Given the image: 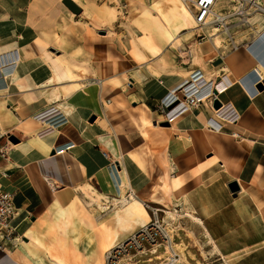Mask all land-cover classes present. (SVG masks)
<instances>
[{"label":"crops","instance_id":"obj_1","mask_svg":"<svg viewBox=\"0 0 264 264\" xmlns=\"http://www.w3.org/2000/svg\"><path fill=\"white\" fill-rule=\"evenodd\" d=\"M31 2L0 0V62L12 60L14 53L19 60L18 76H4L6 87L0 90V183L12 193L16 208L11 222L16 236L0 242V264L48 261L17 228L33 226L53 196L66 205L78 195L76 187L94 185L117 201L121 188L113 164L127 192L141 193L147 209H171L127 157L117 158L112 138L119 151V142L126 151L143 144L132 135L135 129L127 130L128 113L158 111L160 100L183 76L162 70L141 87L131 77L133 84L126 87L120 74H107L103 68L100 75L90 60L52 48L48 39L32 32ZM259 2L264 9V1ZM218 28L215 34L206 27L201 30L198 56L199 70L214 82L216 98L188 109L175 127L169 122L165 130L171 207L189 215L177 220L173 240L184 246L186 264H220L219 256L229 264H264V88H256L259 77L251 70L264 65V11H251L247 27ZM232 54L239 61L237 71L246 72L240 80ZM245 61L252 66L247 71ZM222 79L229 85L219 93ZM60 99L67 122L41 141L36 133L43 127L31 115ZM226 103L236 110L237 119L214 120L218 125L210 129L208 120ZM14 104L20 108L16 113L11 110ZM63 142L68 146L57 152L54 144ZM231 182L238 190H230ZM165 219L169 222L167 215ZM129 227L132 232L139 228L133 222ZM161 257L162 248H156L135 255L130 264H159Z\"/></svg>","mask_w":264,"mask_h":264},{"label":"rangeland","instance_id":"obj_2","mask_svg":"<svg viewBox=\"0 0 264 264\" xmlns=\"http://www.w3.org/2000/svg\"><path fill=\"white\" fill-rule=\"evenodd\" d=\"M81 1L83 4L82 8L77 6L73 1L75 7H71L68 4V0H32L28 8L32 32L48 39L52 48H60L69 55L90 60L99 70L100 75L105 73L103 71L104 68L107 74H120L122 76L121 78H123L122 83H125L128 77L131 78L134 76L135 85L138 87H141L147 78L159 75L162 70L178 72L183 76V81L186 79L184 78L185 75L195 69H199V58L195 59L194 57H189V62L181 60L177 54L169 49L166 38L160 35L155 29L146 26L143 30L138 28L137 21L141 18L143 13V6L140 2L148 4L157 0ZM219 6V12L226 15L225 21L229 28L239 25L241 27H247L248 22L240 23V18L235 14L237 4L234 0H219ZM220 26L223 27V25ZM214 27L218 26L209 25L206 28L211 29ZM198 31L200 35H198ZM106 32H109L108 36H105ZM195 35L199 41L203 34L200 29H196ZM145 38H149L150 44L158 51V57H154L149 53L148 50L150 46H146L144 42ZM218 45H220V41ZM130 51L139 53L140 56L138 57L142 56V61H144L146 65H140V60L133 59L130 56ZM62 102L61 99L52 101L41 110L55 106L61 111H64L61 105ZM135 105H137V102L129 105V107L132 109ZM19 109L18 104H14V106L11 107L14 113L19 111ZM136 109L138 110L139 108ZM157 110L158 111H149L147 112L148 114L146 111H131L132 114L128 113L131 126H128L127 130L135 129L132 131V135L137 141L143 140V144L131 149H129V147L128 151L123 152V155H120L117 141L114 137L112 138V144L117 158L121 156L127 157L136 169L144 175L148 181H151L152 193L159 192L161 197V191L155 188L157 178H155L154 175L161 176L162 170L157 163L156 154L150 151L144 139L141 137L143 117L148 118L151 124L164 127L165 130L168 127V124L164 125V123L167 122L164 114L161 113L159 109ZM34 114L31 115V119H33ZM93 186L86 185V188L98 191L96 189L97 187ZM126 193L127 188L125 187L124 190L121 191V196L118 197V200L123 199L122 197L124 195L126 196ZM138 196H142L141 193H138ZM73 200L75 202L74 208L77 210L76 213L81 217L80 221L83 222L85 228L91 229L93 233L95 240L92 248L88 249L83 241L75 244L68 235L59 228L54 218V212H52V206L50 205L45 211H42V213L38 215V219L33 225L34 233L38 234L41 239V245L36 247L45 252L48 258V261H44V264H56L52 257L56 252L63 254L69 264H104V252L111 246L106 250H101V232L106 230L114 234L116 238L113 244H116L132 233L133 229L128 227L130 222H133L136 227H140L146 222V220L142 218L134 219L129 215V203H125V205L122 203L117 205L111 204L110 206V203H115L116 201H110L109 198H107L106 200L104 199L107 206L106 211L100 212L96 208H92L90 212H87L86 209L82 207V202L85 201L84 194L78 193L72 201ZM149 206L151 205L149 204ZM167 206L169 207V205ZM175 212V214H177L180 211L175 210ZM182 213L179 214L181 215ZM175 214L173 213V215ZM158 215L162 217L163 212H158ZM42 217H45L48 222L50 221L54 224L53 233L46 232L45 228L40 226V221L43 219ZM95 217L98 218L95 219ZM164 217L166 218V216ZM166 220L167 219H165V221ZM22 227L21 225L17 228L20 235L23 234L24 229ZM29 245L33 244L30 243ZM59 245H63L65 248L63 252Z\"/></svg>","mask_w":264,"mask_h":264},{"label":"bare ground","instance_id":"obj_3","mask_svg":"<svg viewBox=\"0 0 264 264\" xmlns=\"http://www.w3.org/2000/svg\"><path fill=\"white\" fill-rule=\"evenodd\" d=\"M72 1L77 6L82 8L83 4L81 0H72ZM140 4L143 6L142 16L137 21L138 22L137 26L140 30H143L145 26L155 29L157 32L160 33V35L166 38L167 43L169 45V49L175 54H177L181 60L188 61L189 57L190 58L194 57L195 59L198 58L199 51H200V43L197 40L196 35H195V30L197 29V25L195 24L193 20L194 7L191 4L184 3L182 0H157V1L150 2L148 4H144L140 2ZM219 8H220L219 0H217L213 6L212 13L213 14L220 13ZM222 29L226 31L229 30V26L226 25V22H224ZM219 30L220 28L214 27V28H211L210 32L211 34H215ZM108 34L109 32H106L105 36H108ZM144 42L146 43V46H150L148 50L149 53L154 57L155 56L158 57L159 56L158 51L152 46V44H150L149 38H145ZM218 43L219 41L216 39L215 45H218ZM232 55H231L232 64L234 66L235 75L237 79L240 80L241 79L240 77H242L246 72H244L245 70L243 71V69L242 70L239 69L237 71L236 68H237V63L239 61L235 60V57H236L235 54H232ZM130 56L133 59L140 60V65H144V66L146 65L145 62L142 61L143 57L142 56L138 57L140 56L139 53L130 51ZM16 57L17 55L16 53H14L12 60H9V61L3 60V62H0V90L6 87V84L4 83V76H6L7 74L12 75L13 77L18 76V72H16L17 71L16 69H17L19 60ZM247 64L248 63L245 61L244 62L245 67L247 66ZM251 67L252 66L250 65L247 66L245 68L246 71L249 70ZM251 70L255 71V73L258 75L259 83L264 81V65L257 64L256 66L252 67ZM196 71H200V70L195 69L184 76V78L186 79H184L183 81L184 83H188L187 85L179 84L178 87L174 86L173 88L169 89L167 94L164 96L165 98L170 99V100L174 98L169 108L172 107L173 104L180 101L179 105L176 106L174 109H172V111H170L169 113V116H170L169 121L172 123L174 127L176 126V123L179 117L185 112H187V111H184V112L179 111L184 106V103H185L184 97H189L192 94H194L196 90L199 89L200 84L202 83V79H199V78L196 79L194 77ZM202 77L205 80L203 75ZM132 78L134 79V76H132ZM228 85H229V82L227 80L225 79L220 80L217 85L218 92L222 93L224 90V87ZM257 91L258 90L256 89L255 92ZM232 109H233V106L230 103H226L220 108L219 114L222 118L226 119L229 111H232ZM54 115L55 114L49 115L45 117L44 120H41V121L36 120L38 124L41 127H43L41 130L45 129L46 127L51 128V130L47 132L45 135L49 133H55L57 128L60 127V126L55 127L53 125V122H51V120H54L57 118V116H54ZM213 120L218 122L216 117H213ZM142 127H143L142 134H141L142 138L144 139L150 151H152L153 154H156L157 163L159 165V168L162 170L161 176L156 179L155 188H158L161 191L160 201L162 203L169 205V208H171V209H165L164 211H167L166 215L168 217H174L173 222L176 225L178 218H176L173 215V213L175 214L176 212L171 207V195H172L173 181L171 178L170 164H169L168 152H167L168 134L165 132L164 127L158 126L156 124H151L150 120L146 117H143L142 119ZM40 131L37 132L36 135H37V138L42 141L45 135H40L41 133ZM68 144H69L68 142H63L60 144H54L53 147L54 149L57 150V152H61L63 151V149H65L68 146ZM118 144H119L120 153L122 155L123 152L126 151L125 149L126 147H124V145H122L120 142ZM113 167H114L115 174L117 175L116 178H117L118 184L122 191L124 190L125 183L121 182L119 178L120 172L116 168V165L113 164ZM75 190H76V193H82L85 195V201L82 202V205H83L82 207L85 208L87 212H90L92 208H96L100 212L106 211L107 206L105 204L104 199L106 200L107 197L104 196L102 193L95 191V190H89L84 185L76 187ZM122 198L123 199L121 201L123 205H125V203L130 204L129 215L131 217H133L134 219L142 218L146 220L145 223L149 221L150 215H149L147 208L144 205L145 197L138 196L135 194H130L129 197H125L124 195ZM52 199L53 200L51 202L52 204L51 208H52V212H54V218L59 228L63 232H65L75 244H78L83 241L85 245L87 246V248L91 249L94 243V240H95L93 233L91 229L85 228L83 222L80 221L81 217L76 213L77 210H75L74 208L75 206L74 200L66 205H63L58 195L53 196ZM185 215L189 216L187 213ZM97 218L98 217H95V219ZM40 226L44 227L46 232H49V233L54 232V224L51 223L50 221L48 222V220L45 217L40 221ZM128 227H129V224H128ZM175 228L177 229V227ZM169 233H171L170 229H169ZM22 236L26 238L29 243H32L35 246L41 245L40 236L34 233L33 226L24 228ZM101 237L102 238L100 242V248L102 251L106 250L109 246L113 247L117 244V243L113 244L116 236L106 230H104V232H101ZM59 246L63 252L65 248L63 247V245H59ZM170 248L174 252L178 253L181 258L184 259V253H183L184 246L182 244L172 243ZM52 257L54 258L56 264H69V262H67L66 258L63 256V254L56 252L54 255H52Z\"/></svg>","mask_w":264,"mask_h":264},{"label":"built area","instance_id":"obj_4","mask_svg":"<svg viewBox=\"0 0 264 264\" xmlns=\"http://www.w3.org/2000/svg\"><path fill=\"white\" fill-rule=\"evenodd\" d=\"M184 3L191 4L194 7L193 12V20L197 25V29L200 31L209 26V25H224L226 15L222 13L213 14L212 9L217 0H182ZM237 4L235 9V14L240 18V23H247L250 11H259L263 12L264 9L259 0H234ZM204 36L201 35V38ZM202 73L200 71H196L195 78L202 79V83L200 84L199 89L196 90L194 94L185 98L184 106L179 111H187L190 108L199 107L202 103L208 100H213L216 98L215 95V84L213 81L204 80L202 77ZM126 86H132L133 79L129 78L124 83ZM181 85H187L188 83L181 82ZM179 86V85H178ZM177 86V87H178ZM174 99V98H173ZM173 99L162 98L159 102L158 109L161 113L164 114L165 120L168 119V123L170 122L169 113L176 106L179 105L180 101L173 104L172 107L169 108ZM222 106H220L215 111L216 119H224L220 116L219 110ZM55 114L57 116L56 119L51 120L53 125L56 127L61 126L67 122L66 115L63 111L55 106L48 107L37 112L33 118L35 120H44L45 117ZM237 119V113L235 109L229 111L227 118L224 120L234 121ZM213 119H209L207 125L210 129L216 128L217 123L214 122ZM51 130L50 127H46L41 130L40 135H45L47 132ZM237 137L238 134L235 133ZM104 156H107L106 152H103ZM48 184H51L48 182ZM130 194H134L130 189L126 193L125 197H129ZM122 199L117 200L114 204H121ZM150 212V219L147 223L141 225L136 231L129 234L126 238L119 241L115 246L109 248L104 253V264H130L133 257L135 255L145 253L146 251H152L156 248H162V257L160 259L159 264H186L182 261L180 255L174 252L170 246L172 243H178L173 240V233L177 230L174 224V217H168L169 222L165 221V217L167 211L160 210L159 208L151 207L148 208ZM179 211V208L178 210ZM158 212H163L162 217H159ZM171 212V211H170ZM172 213V212H171ZM181 211L175 214L174 216L178 219L185 217L186 213H182ZM16 215V208L14 206V197L12 193L3 188L0 183V242L3 240H13L16 236L15 227L11 224L13 218ZM177 219V220H178ZM169 229L171 233H169ZM181 244V243H179ZM1 246V245H0ZM170 248V250H169ZM218 261L220 264H229V260L224 259L222 256L218 257ZM210 264V263H206Z\"/></svg>","mask_w":264,"mask_h":264},{"label":"water","instance_id":"obj_5","mask_svg":"<svg viewBox=\"0 0 264 264\" xmlns=\"http://www.w3.org/2000/svg\"><path fill=\"white\" fill-rule=\"evenodd\" d=\"M68 4H69L71 7H75V4H74L72 1H70V0H68ZM256 87H257L258 90H262V89L264 88V81L261 82V83H259V84H257ZM218 108H219V107H218ZM167 124H168V122H165V123H164V125H167ZM10 139L16 142V140H14V137H13V136H11ZM229 188H230L231 191H236V190H238L237 184H236L235 182H231V183L229 184Z\"/></svg>","mask_w":264,"mask_h":264}]
</instances>
